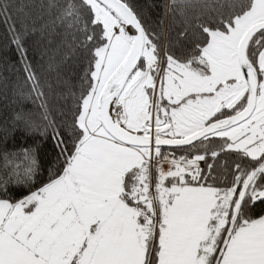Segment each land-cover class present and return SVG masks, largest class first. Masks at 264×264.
I'll return each instance as SVG.
<instances>
[{
  "label": "snow or ice",
  "instance_id": "1",
  "mask_svg": "<svg viewBox=\"0 0 264 264\" xmlns=\"http://www.w3.org/2000/svg\"><path fill=\"white\" fill-rule=\"evenodd\" d=\"M0 24L42 110L0 145V264H264V0H0Z\"/></svg>",
  "mask_w": 264,
  "mask_h": 264
},
{
  "label": "trees",
  "instance_id": "2",
  "mask_svg": "<svg viewBox=\"0 0 264 264\" xmlns=\"http://www.w3.org/2000/svg\"><path fill=\"white\" fill-rule=\"evenodd\" d=\"M19 4H27L32 2V0H17ZM134 3H139L142 5L146 4H163L164 0H133ZM162 12V8L156 7L154 9H149V15L156 18L158 13ZM47 19V17H46ZM171 23V20L166 21V24ZM44 21H38L35 25L37 31L30 35L29 44L35 45L41 49H49L54 51L58 46L61 45L63 36L61 34H49L51 32L50 28H43ZM43 31V35H41ZM57 32H62L58 29ZM174 35V33H173ZM51 41V43H49ZM18 59V54L15 51L14 45H9V38L5 31L4 25L0 24V145H3L4 141H7V147L13 148L14 146H19L21 144H31L33 143V138L30 136H25V134L19 128L14 129L12 126V117L15 112L19 111L21 108L31 109L34 113L35 119H40L42 110L34 105L30 101L24 100L22 97L15 95V90L17 86V73L14 68L10 66L15 64ZM46 68L47 66V56L42 62ZM78 62H70L67 65L62 66V71L67 78H70L73 83H77V77L80 75V67L77 66ZM19 66L18 64L16 65ZM23 76V73H19ZM22 83V81H21ZM63 102H61L62 104ZM71 101H69V104ZM57 120L60 119L58 113H53ZM36 139H41L36 137ZM54 152L53 143L49 141H44L41 145L40 151V162L42 167H47V161L51 158L50 154Z\"/></svg>",
  "mask_w": 264,
  "mask_h": 264
}]
</instances>
